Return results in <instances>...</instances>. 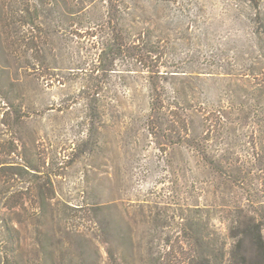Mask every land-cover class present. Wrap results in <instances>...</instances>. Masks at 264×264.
I'll list each match as a JSON object with an SVG mask.
<instances>
[{"label": "rangeland", "instance_id": "obj_1", "mask_svg": "<svg viewBox=\"0 0 264 264\" xmlns=\"http://www.w3.org/2000/svg\"><path fill=\"white\" fill-rule=\"evenodd\" d=\"M57 1L63 13L38 16L35 33L27 3L50 0H0V264H106V241L135 249L150 215L232 201L213 193L197 154L150 134L136 58L99 57L117 11L123 32H152L162 71H190L197 101L215 99L226 81L212 78L210 54L225 64L257 49L246 4ZM213 223L226 234L222 214Z\"/></svg>", "mask_w": 264, "mask_h": 264}, {"label": "trees", "instance_id": "obj_2", "mask_svg": "<svg viewBox=\"0 0 264 264\" xmlns=\"http://www.w3.org/2000/svg\"><path fill=\"white\" fill-rule=\"evenodd\" d=\"M242 2L253 13L246 20L255 26L256 52L227 54L225 64L220 50L219 55L212 52V78L226 81V86L217 98L205 101L194 96L190 71L161 70V47L152 32L132 36L119 26L117 11L110 18V40L103 43L99 61L116 65L120 59L136 58L146 76L150 134L197 154L210 172L213 193L232 201L221 210L198 205L185 211L179 205L171 217L166 210L156 212L148 217L150 238L144 237L135 249L131 243L129 251L114 249L106 241V264H264V0ZM57 9L64 11L57 0L27 3L24 12L35 15L27 22L30 30L40 31L38 16ZM218 214L226 222V234L213 223Z\"/></svg>", "mask_w": 264, "mask_h": 264}]
</instances>
